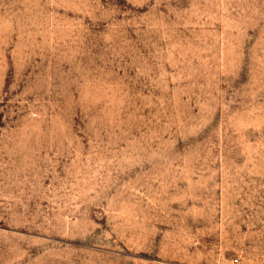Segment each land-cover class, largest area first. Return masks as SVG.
<instances>
[{"label":"rangeland","instance_id":"1","mask_svg":"<svg viewBox=\"0 0 264 264\" xmlns=\"http://www.w3.org/2000/svg\"><path fill=\"white\" fill-rule=\"evenodd\" d=\"M0 264H264V0H0Z\"/></svg>","mask_w":264,"mask_h":264}]
</instances>
